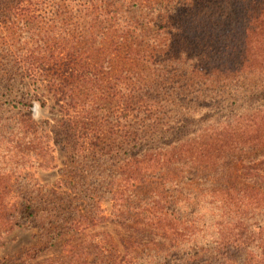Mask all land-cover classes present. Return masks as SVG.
Segmentation results:
<instances>
[{
	"label": "trees",
	"instance_id": "obj_1",
	"mask_svg": "<svg viewBox=\"0 0 264 264\" xmlns=\"http://www.w3.org/2000/svg\"><path fill=\"white\" fill-rule=\"evenodd\" d=\"M31 228L0 264H264V0H0V245Z\"/></svg>",
	"mask_w": 264,
	"mask_h": 264
},
{
	"label": "rangeland",
	"instance_id": "obj_2",
	"mask_svg": "<svg viewBox=\"0 0 264 264\" xmlns=\"http://www.w3.org/2000/svg\"><path fill=\"white\" fill-rule=\"evenodd\" d=\"M49 102H46L44 106H36L33 116L36 120L47 119L48 120V129L51 137L54 138V134L57 132L55 127V121L57 120V113L51 111L48 107ZM68 153L67 149H61L58 145H51L49 157L51 159V165L46 168H37L32 167L30 171L36 180L45 187H55L56 184L60 182L61 175L58 172V169L64 166V163L68 162ZM107 202L101 201L99 206L102 210V214H108V206ZM89 233H100V237L102 238L103 234L106 233L111 237V240L117 247V251L121 254L122 247L119 243L120 239H124L128 236L130 237H139L143 235V237H153L154 239H159V234L156 232L150 231L142 233L135 232L132 228L124 229L119 227L116 224H112L110 222L99 223L96 226L88 229ZM69 238V240H68ZM134 238V239H135ZM70 237L65 236L59 239L50 249L41 253L37 260L43 261L46 258H57L66 253L69 248V244L71 241ZM101 240V239H100ZM38 244L37 232L35 229H15L9 235H7L0 245V260L7 259L9 257H13L25 249L34 247ZM137 248H135L136 250Z\"/></svg>",
	"mask_w": 264,
	"mask_h": 264
}]
</instances>
